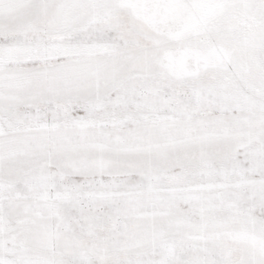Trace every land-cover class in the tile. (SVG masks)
Instances as JSON below:
<instances>
[{
    "label": "snow or ice",
    "instance_id": "6c2138e0",
    "mask_svg": "<svg viewBox=\"0 0 264 264\" xmlns=\"http://www.w3.org/2000/svg\"><path fill=\"white\" fill-rule=\"evenodd\" d=\"M0 264H264V0H0Z\"/></svg>",
    "mask_w": 264,
    "mask_h": 264
}]
</instances>
